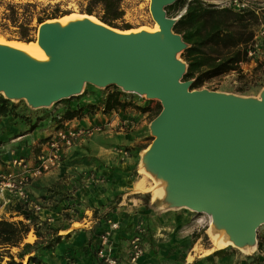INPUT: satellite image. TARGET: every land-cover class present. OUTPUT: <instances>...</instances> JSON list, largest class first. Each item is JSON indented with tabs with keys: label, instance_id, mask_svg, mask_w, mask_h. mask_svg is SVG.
<instances>
[{
	"label": "water",
	"instance_id": "water-1",
	"mask_svg": "<svg viewBox=\"0 0 264 264\" xmlns=\"http://www.w3.org/2000/svg\"><path fill=\"white\" fill-rule=\"evenodd\" d=\"M173 1L156 0L149 6L163 32V45L143 33L126 36L92 23L72 25L58 44L50 29L41 26L38 40L51 45L57 60L48 75L0 48L1 94L37 108L91 83L158 99L161 108L149 124L153 140L148 163L158 162L179 203L192 209L224 207L240 216L241 226H251L254 240L255 228L264 223V88L259 100L190 89V81L181 80L185 63L173 59L185 47L172 31L184 8L175 17H167L163 9Z\"/></svg>",
	"mask_w": 264,
	"mask_h": 264
},
{
	"label": "rangeland",
	"instance_id": "rangeland-1",
	"mask_svg": "<svg viewBox=\"0 0 264 264\" xmlns=\"http://www.w3.org/2000/svg\"><path fill=\"white\" fill-rule=\"evenodd\" d=\"M12 1L36 2L38 5L35 10L43 9L44 12L55 14L49 18L60 19L70 14H85L82 12L83 3L80 0ZM202 1L227 6L229 0ZM262 2L264 0H248V5L261 9L264 6ZM122 8L123 15L115 21L120 26L117 29H137L154 24L149 13V0H122ZM260 12L263 10H258V13ZM123 25H127V28H122ZM36 30L37 27L30 35L31 42L36 39ZM0 38L6 42L28 44L18 40L14 34L6 30L0 32ZM260 45L261 52L252 60L242 64L239 74L230 72L210 78L195 89L258 99L264 88V41H261ZM180 51L177 52L176 59L182 61L179 57ZM107 89L121 91L125 99L145 107L146 110L142 112L129 109L125 116L119 118L122 119L121 123H114L111 126L99 125L98 129L92 130L89 136L76 140L74 147L72 146L76 153L75 156L73 155L75 159H70L68 164H76L77 167L72 168L71 172H66L63 177L64 182H68L67 187H61L63 189L60 191L47 188L36 194L27 192L26 202H20L34 209L36 213L53 219L52 225L61 229L67 228L66 226L70 223L72 224L70 231L74 229L78 231L82 225L90 226L86 230L85 242L82 244L70 245L65 242L66 236H63L60 242L50 250L39 252L42 263L102 264L96 251L99 247V236L107 228V223L103 221L107 217L118 219L119 227H121L114 231L115 237L112 236L109 240L111 251L113 249L114 255H117V264H241V259L245 261L247 256L255 254L264 239V223L255 228L254 248L250 252L244 253L227 246L223 249L228 251V258L222 259L221 262H210L209 258H201L202 256L196 258L197 255L204 254L212 247L206 232L208 216L205 213L193 210L179 202L166 205L167 198L151 199V192L132 193L133 184L143 179L138 169L142 164V157L147 158L148 150L145 153L143 150L153 140L149 124L161 106L156 98L125 91L113 84L96 86L83 83L78 93L62 98L60 101L64 102L82 94H89L87 95L89 101H94ZM56 103L58 102L35 109L49 110ZM145 185H150L146 178ZM5 193L0 194V217L4 216L5 206L12 199L2 202V198L4 200L6 197ZM4 217L9 221L21 219L14 214ZM134 233L139 235L143 263L139 261L132 263L127 257L122 258L117 254L120 249L125 248L126 244L128 246L129 238ZM63 234V232L59 233V235ZM32 239L29 233L23 241L30 242ZM87 239L88 242H86ZM14 251L15 248L10 249L11 253Z\"/></svg>",
	"mask_w": 264,
	"mask_h": 264
},
{
	"label": "trees",
	"instance_id": "trees-1",
	"mask_svg": "<svg viewBox=\"0 0 264 264\" xmlns=\"http://www.w3.org/2000/svg\"><path fill=\"white\" fill-rule=\"evenodd\" d=\"M80 2L83 3L82 12L85 14L94 16L112 28L120 27L115 21L123 15L122 0ZM37 5L30 1L0 0V32L6 30L20 41L31 42L30 35L36 27L46 20L55 19L49 18L55 16L53 13L44 12L43 9L35 10ZM163 9L167 17H175L181 12L172 25V31L185 44L179 53L186 65L181 80L190 81V89L199 88L210 78L241 72L240 63L246 61V46L258 23L257 15L252 10H235L202 0H174ZM122 28H127V25ZM128 29L130 28L125 30ZM120 95L121 91L117 89L106 93L102 111L108 112L127 105L138 111L146 110L145 107L120 100ZM12 106L8 99L0 96V116ZM74 111L77 110H66L58 120L71 118ZM56 127L58 128V124ZM7 209L21 219H0V264H22L23 260L24 264H43L39 252L50 250L60 242V235L57 234L59 228L52 227L45 219H39L33 209L20 202L7 204ZM30 230L35 239L24 242L23 239ZM12 248H15L13 253L10 252ZM224 254L223 248L210 253L212 256Z\"/></svg>",
	"mask_w": 264,
	"mask_h": 264
},
{
	"label": "crops",
	"instance_id": "crops-1",
	"mask_svg": "<svg viewBox=\"0 0 264 264\" xmlns=\"http://www.w3.org/2000/svg\"><path fill=\"white\" fill-rule=\"evenodd\" d=\"M261 41H264V39H262ZM246 61L240 63V66L242 64H245ZM112 90L113 89L105 90L99 97H97V99H94V101H89L87 96L89 94L87 95L82 94L80 96L73 97L64 102H61L59 100L58 103H56L53 108L45 111L35 109V107H31L25 102L24 99L6 98L9 100V103L12 104L13 106L9 108L5 114L0 116V170L4 169L6 167V164L11 159L16 157H22L23 159H25L27 163H31L35 159L36 155L44 147L45 143L49 138V135L53 132L54 129H57L56 127L57 124L59 128L62 127L63 125L84 126L91 124L94 125L104 124L107 126H111L114 123L120 122V120L122 119L119 118L125 116L126 112H128L127 110L134 108L127 105L124 106L123 108H118L115 110H110L108 112H103L102 111L103 99L106 93L111 92ZM0 96L5 98L1 93ZM119 98L120 100L125 102L129 101L128 99H125L122 96V93L119 96ZM129 102L132 103L131 101ZM66 110H77V111H74V115L69 119L61 118L60 120H58ZM73 147H70L64 154H62L58 166L40 175L36 179L31 180L29 185L26 186L27 192L36 194L46 190L47 188L57 189L58 191H60L64 187H67L68 182H64L63 177L66 175V172L68 173L70 170L72 171V168L76 169L77 167L76 164H68L70 162V159H75L73 155L75 156L76 153H74ZM61 187L63 188L61 189ZM133 187L134 184L132 186V190ZM5 195L6 197L4 200L2 198V202H4L5 200L9 201V199L11 198L12 199L7 204L18 202V200L15 197L7 193H5ZM46 211L50 212L49 210ZM8 214L13 215V213L7 209V205H6L5 212L3 213V215L5 216ZM35 214L38 216L39 219H45L52 227H57L52 225L53 219L51 220V218L46 217V215L42 216L40 213L35 212ZM4 216L0 217V219H5ZM17 217L21 218L20 216ZM71 225L72 224L70 223L68 226H66L67 228L64 229L58 227L59 230L57 231V234L59 235V233L61 232L64 233L63 235H60V238L66 236L67 240L65 242L69 243L70 245L71 244L80 245L83 242H85L86 230H88L90 226L84 227V225H82V227H80L78 231L75 229L70 231ZM120 228L121 227H119L118 229ZM29 233L33 237L32 239L33 241L35 239V236L31 232V230L26 234V236ZM115 234L116 232L113 231L110 236V239L112 236L114 238ZM263 242L264 239L262 240L261 243ZM122 249H120V251H118L117 254L122 258L124 257L128 258L127 244L125 248ZM113 252L114 250L112 249L111 253L116 258L117 255H114ZM202 254L197 255L196 258L198 256H202L201 258H209L210 262H217V261L221 262L222 259L228 258L229 256L228 251H225L224 255L212 256L209 254L203 256L204 254L203 255ZM137 261L139 262L143 261L141 255L138 257ZM240 261L241 264H264V258L260 257L256 253L253 254L252 256H247L245 261L244 259H241Z\"/></svg>",
	"mask_w": 264,
	"mask_h": 264
},
{
	"label": "bare ground",
	"instance_id": "bare-ground-1",
	"mask_svg": "<svg viewBox=\"0 0 264 264\" xmlns=\"http://www.w3.org/2000/svg\"><path fill=\"white\" fill-rule=\"evenodd\" d=\"M156 3V0H149V6ZM150 13V11H149ZM152 26H141L137 29L119 30L112 28L94 16L87 14H70L63 18H55L46 20L41 23L36 30V39L34 42H30L27 45L17 42H6L0 38V48L15 52L26 61L31 63L38 72L43 75H48L52 72L57 65V60L52 57V47L50 44H41L38 40V29L41 26H46L50 29L54 42L60 43L65 32L72 26L78 23H92L101 27L109 29L113 33L121 35H136L143 33L148 36L154 37L156 42L160 45L164 44V35L158 23L154 20ZM177 53L173 55V59H176ZM2 93V91H0ZM260 99V96L257 100ZM151 144L143 150L145 153L149 150ZM149 165V166H148ZM139 174L143 176V179L138 181L134 187L133 192L146 193L151 192V199L166 200V205H174V202L179 201V197H176L172 193L169 180L159 172V164L155 159L150 160L142 157V164L138 169ZM145 178L149 180L150 185H145ZM184 199V197H182ZM198 212H203L208 216V228L206 230L211 242V249L204 252L203 256L209 255L212 251L227 246L234 247L241 252L248 253L254 248L253 240L251 239V226H241L240 216L232 213L224 207H220L216 204L205 205L203 208L193 209ZM240 226L242 228H240ZM246 236V238H245ZM245 241V242H243Z\"/></svg>",
	"mask_w": 264,
	"mask_h": 264
},
{
	"label": "built area",
	"instance_id": "built-area-1",
	"mask_svg": "<svg viewBox=\"0 0 264 264\" xmlns=\"http://www.w3.org/2000/svg\"><path fill=\"white\" fill-rule=\"evenodd\" d=\"M227 6L235 10L250 9L257 15L258 23L254 27L252 38L246 46L245 53L246 60H252L260 53V42L264 39V6L261 9L252 7L248 5V0H229ZM258 10H263V12L258 13ZM98 127L99 125L92 124L84 126L63 125L54 129L42 150L31 163H27L22 157H16L11 159L4 169L0 170V194L6 192L15 197L18 202H26V186L30 181L58 166L62 154L72 147L76 140L89 136L91 131L97 130ZM103 221L107 223V228L99 236V247L96 255L102 264H117L116 258L111 253L109 239L111 232L119 228V221L109 217ZM127 253L128 259L132 263H135L142 254L137 233L129 238ZM255 253L264 258V242L261 243L259 249H256Z\"/></svg>",
	"mask_w": 264,
	"mask_h": 264
}]
</instances>
